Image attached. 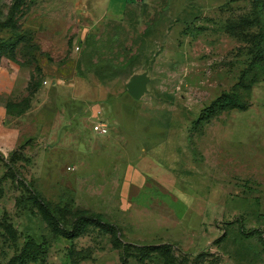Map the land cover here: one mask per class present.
Here are the masks:
<instances>
[{"label":"rangeland","instance_id":"374dc122","mask_svg":"<svg viewBox=\"0 0 264 264\" xmlns=\"http://www.w3.org/2000/svg\"><path fill=\"white\" fill-rule=\"evenodd\" d=\"M88 1L0 0V41L16 3L24 35L0 62V104L25 111L19 144L0 147V264H162L136 256L161 244L187 264H264L241 230L264 237V0ZM147 69L136 100L126 83ZM232 92L247 110L194 123ZM28 187L65 226L101 213L122 247L91 226L66 239Z\"/></svg>","mask_w":264,"mask_h":264},{"label":"trees","instance_id":"16d2710c","mask_svg":"<svg viewBox=\"0 0 264 264\" xmlns=\"http://www.w3.org/2000/svg\"><path fill=\"white\" fill-rule=\"evenodd\" d=\"M14 8L15 10H13L7 24L8 27L15 33L11 35V39H9V37L6 40L0 41V62L6 51L9 52L11 58H14L16 46L22 40H24V35L20 37L18 33H16V31H18V27L16 24V8H18L17 3L14 5ZM13 38H17V40L12 41ZM256 61L257 59L255 60V62ZM238 86L244 87L245 85L242 82H239L236 87ZM4 106L8 111H11L16 106V104L7 102ZM233 109L245 111L248 109V103L245 102L236 92L224 93L219 96L210 106L205 108L194 123L197 125L207 123L212 120L215 116L219 115L221 112ZM24 112L25 111H20L17 113L9 112V114L20 116ZM28 191L31 197L39 205V207L47 213L50 222L60 228L61 235L66 239L71 240L80 237L91 226L99 229L100 231L106 234H109L112 237V243L115 248L122 247L121 240L118 238L117 235V226L113 223L106 221L104 215H102L101 213L77 208L75 211L70 213L71 221L69 226H65L59 223V220L55 215L56 212L63 213L64 210L52 206L51 203L48 202L44 198V196L34 187H28ZM241 230L246 237L255 238L263 246L264 249V237L260 230L253 229L247 231L244 227H242ZM124 250L125 252H128V247L124 246ZM136 256L141 261H146L154 257L159 259L162 264H187V260L177 259L174 252L166 244L140 246L136 248Z\"/></svg>","mask_w":264,"mask_h":264},{"label":"crops","instance_id":"0c3cea01","mask_svg":"<svg viewBox=\"0 0 264 264\" xmlns=\"http://www.w3.org/2000/svg\"><path fill=\"white\" fill-rule=\"evenodd\" d=\"M63 1H68V3H71L72 5H68V7H70L75 13L77 12V7L80 4H91L92 2H89L88 0H63ZM62 5V4H61ZM64 6V5H63ZM67 7V6H65ZM80 7V6H79ZM69 8V9H70ZM72 10H67V9H63L59 12L61 19H66V20H72L75 19V13H71ZM69 11V13H68ZM58 11H55L56 14ZM54 15V17L56 18L57 15ZM34 15V14H33ZM32 15V17H33ZM31 29L33 31L36 30V27H31ZM38 30V27H37ZM37 34L39 35L40 32L37 31ZM39 43H42L41 41H39ZM41 48L45 51L47 50L46 47H44L41 44ZM1 64H4V60L1 59ZM7 75H10V77L12 78L13 73H6ZM0 78H1V74H0ZM23 117H16L15 115H11L9 113H7V110L5 108V106L1 103L0 104V147L6 146V145H10V144H14V145H18V140H17V130L13 127L12 124L17 123V121L22 120ZM135 181H140V175L139 174H135Z\"/></svg>","mask_w":264,"mask_h":264},{"label":"water","instance_id":"95a60500","mask_svg":"<svg viewBox=\"0 0 264 264\" xmlns=\"http://www.w3.org/2000/svg\"><path fill=\"white\" fill-rule=\"evenodd\" d=\"M150 81L151 77L148 69L142 73H134L126 83L127 91L134 99L141 100L143 97L151 93L148 88Z\"/></svg>","mask_w":264,"mask_h":264},{"label":"built area","instance_id":"2783aa9c","mask_svg":"<svg viewBox=\"0 0 264 264\" xmlns=\"http://www.w3.org/2000/svg\"><path fill=\"white\" fill-rule=\"evenodd\" d=\"M94 129L98 133H107L108 132V126L103 120H97L96 125L94 126Z\"/></svg>","mask_w":264,"mask_h":264}]
</instances>
